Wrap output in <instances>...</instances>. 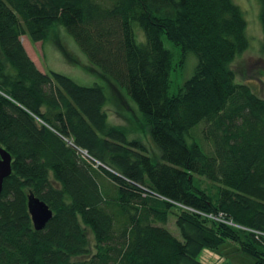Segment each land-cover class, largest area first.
I'll list each match as a JSON object with an SVG mask.
<instances>
[{
    "label": "trees",
    "instance_id": "trees-1",
    "mask_svg": "<svg viewBox=\"0 0 264 264\" xmlns=\"http://www.w3.org/2000/svg\"><path fill=\"white\" fill-rule=\"evenodd\" d=\"M110 2L0 0V145L13 157L0 196V264H202L204 250L226 241L264 264V97L231 69L250 46L241 7ZM57 27L136 102L160 154L109 123L103 85L37 67L23 37L44 43ZM164 38L198 58L177 94ZM201 126L209 147L194 136ZM30 193L54 212L42 231ZM171 215L182 241L166 227Z\"/></svg>",
    "mask_w": 264,
    "mask_h": 264
},
{
    "label": "rangeland",
    "instance_id": "rangeland-1",
    "mask_svg": "<svg viewBox=\"0 0 264 264\" xmlns=\"http://www.w3.org/2000/svg\"><path fill=\"white\" fill-rule=\"evenodd\" d=\"M99 1L106 5L111 3L110 0ZM234 2L241 7L245 15L250 46L235 60L231 69L236 74L238 82L246 83L255 93L264 97V35L260 20L261 3L259 0H234ZM135 31L138 42L144 41L145 35L138 25L135 26ZM23 43L38 66L46 73L53 71L66 75L83 86L103 85L109 98L105 109L109 123L126 129L131 140L142 141L151 157L156 156L155 152L160 154L149 135V130L144 125L136 102L123 89H121V96L115 93L109 80L102 75L99 69L90 64L87 56L65 28H55L51 38L44 43H34L26 36L23 37ZM164 44L172 53L173 59L170 90L172 94H177L184 81L195 73L198 58L192 53L184 54L179 46L167 38H164ZM201 129L202 126L194 132V136L209 147L203 141ZM199 180L203 188L213 189V184L206 179ZM176 221V217L171 215L166 227L182 241L183 238ZM88 236L94 245V237L90 231H88ZM198 260L202 264H255V259L244 253L240 246L232 241H226L216 250H204Z\"/></svg>",
    "mask_w": 264,
    "mask_h": 264
},
{
    "label": "water",
    "instance_id": "water-1",
    "mask_svg": "<svg viewBox=\"0 0 264 264\" xmlns=\"http://www.w3.org/2000/svg\"><path fill=\"white\" fill-rule=\"evenodd\" d=\"M12 173L13 157L0 145V196L3 192L5 181ZM28 208L36 231L44 230L54 217L53 210L33 193L29 195Z\"/></svg>",
    "mask_w": 264,
    "mask_h": 264
},
{
    "label": "crops",
    "instance_id": "crops-1",
    "mask_svg": "<svg viewBox=\"0 0 264 264\" xmlns=\"http://www.w3.org/2000/svg\"><path fill=\"white\" fill-rule=\"evenodd\" d=\"M24 46H25V45H24ZM25 48H26V50H27L29 56L31 57V59H32V60L35 62V64L37 65V67H38L42 72H45L44 70H42V69L38 66V64L36 63V61L32 58V56L30 55V53H29V51H28V49H27L26 46H25Z\"/></svg>",
    "mask_w": 264,
    "mask_h": 264
}]
</instances>
